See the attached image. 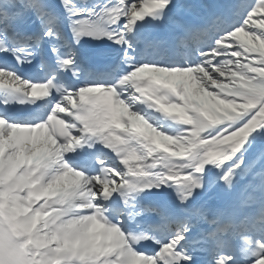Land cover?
<instances>
[{
    "label": "snow or ice",
    "instance_id": "1",
    "mask_svg": "<svg viewBox=\"0 0 264 264\" xmlns=\"http://www.w3.org/2000/svg\"><path fill=\"white\" fill-rule=\"evenodd\" d=\"M59 4L72 33L63 44L44 27L54 5L0 0V103L35 105L22 122L0 115V264H264V146L248 158L264 141V0L226 5L235 23L225 12L192 22L190 8L174 18V0ZM145 21L170 22L195 61L138 63L132 34ZM92 41L110 45L82 51ZM114 56L115 83L59 80ZM9 60L50 75L25 79ZM129 95L180 129L164 131ZM213 170L209 190L230 199L199 203ZM162 186L174 200L137 206ZM121 204L113 222L106 214Z\"/></svg>",
    "mask_w": 264,
    "mask_h": 264
},
{
    "label": "bare ground",
    "instance_id": "2",
    "mask_svg": "<svg viewBox=\"0 0 264 264\" xmlns=\"http://www.w3.org/2000/svg\"><path fill=\"white\" fill-rule=\"evenodd\" d=\"M251 55H255V56H258V53H255V52H254V53H252Z\"/></svg>",
    "mask_w": 264,
    "mask_h": 264
}]
</instances>
